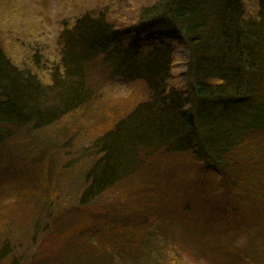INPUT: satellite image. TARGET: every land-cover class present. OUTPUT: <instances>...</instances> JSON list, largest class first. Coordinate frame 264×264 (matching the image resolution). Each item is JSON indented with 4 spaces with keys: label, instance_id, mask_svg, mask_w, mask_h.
Returning a JSON list of instances; mask_svg holds the SVG:
<instances>
[{
    "label": "trees",
    "instance_id": "1",
    "mask_svg": "<svg viewBox=\"0 0 264 264\" xmlns=\"http://www.w3.org/2000/svg\"><path fill=\"white\" fill-rule=\"evenodd\" d=\"M256 4L250 16L245 0H160L140 7L135 26L121 28L108 8L85 11L60 33V59L46 82L14 65L0 44V196L19 190L18 199L28 195L47 221L23 264H111L124 255L140 264H164L174 218L183 219L191 239L218 222L229 234L252 225L251 248L235 250L231 235L225 253L236 264H264V0ZM146 25L158 29L148 38L141 37ZM170 39H178L190 58L181 90L169 86L175 61ZM98 65L109 69L111 80L142 82L148 97L93 142L94 160L77 203L60 209L52 198L54 165L68 139L59 123L91 102L90 72ZM48 128L51 140L35 137ZM139 144L192 150L204 162L191 193L199 196L193 200L201 218L185 197L159 203L150 184L100 203ZM21 211L0 231L4 247L15 244L10 236L17 235ZM68 211L82 223L58 226ZM4 247V264H14Z\"/></svg>",
    "mask_w": 264,
    "mask_h": 264
},
{
    "label": "rangeland",
    "instance_id": "2",
    "mask_svg": "<svg viewBox=\"0 0 264 264\" xmlns=\"http://www.w3.org/2000/svg\"><path fill=\"white\" fill-rule=\"evenodd\" d=\"M123 1V0H122ZM0 0V44L7 58L21 69H31L45 82L50 79V70L60 59L58 37L65 26L71 25L77 16L85 11L98 8H108L113 14L115 28L136 25L139 19L140 7L149 2L160 0ZM257 0H245L247 15L254 16L257 10ZM111 8V9H110ZM134 25V26H135ZM157 28L146 25L143 27L141 37L148 38ZM178 40V39H177ZM176 39H170L174 48L172 77L169 86L181 90L185 87V73L190 62L187 49L179 44ZM92 69L89 85L92 90V99L88 105L83 106L69 115L61 126L67 127L66 138L68 141L61 152H57L54 165L56 188L53 202L57 207L75 205L77 193L84 188V177L92 166L95 152V141L103 136L119 119L127 117L140 102L148 97L146 86L142 82H124L109 79V69ZM50 128L42 135L35 136L44 140L53 137ZM148 146L139 144L131 149L130 157L117 169L119 181L100 200L102 204L113 202L117 195L123 194L128 189H140L145 184L156 190L159 203L173 204L178 198L189 199L195 210L196 217H202L200 207L193 199H199L191 194L193 184L203 170V163L193 155L192 150L178 149L170 152L161 144ZM164 146V145H163ZM139 160L145 161L144 165ZM218 168L211 176L212 181H217ZM16 182L14 186H18ZM185 190V191H184ZM260 192L264 190L260 189ZM19 190L9 189L8 194L0 196V231L7 218L15 216L17 208L23 213L19 222L17 235L10 237L15 244L0 242V264L7 261V248L12 253L14 264H23L31 259L36 248V242L42 237V229L47 224L46 215L36 203L31 202L28 195L25 199L17 197ZM192 197V198H191ZM68 210V209H67ZM245 211V208L243 209ZM247 211V210H246ZM250 211V210H249ZM79 215V214H78ZM83 215V214H81ZM76 217L70 211L62 213L58 226L67 227L73 222L82 223L81 216ZM36 225H34V222ZM209 222V218L203 219ZM183 219L174 218L171 227L172 236L169 240L171 255L165 257L164 264H236L231 253H225L228 241L232 235L231 247L237 250L248 251L252 241L248 230L253 231L249 225L245 231L225 233L221 223L216 224L203 237L195 236L193 239L183 231ZM57 226V227H58ZM61 227V228H62ZM59 228V227H58ZM260 229V228H259ZM247 233L249 234L247 236ZM2 232H0V237ZM5 238V237H4ZM2 238V240L4 239ZM42 242L47 240L43 237ZM95 240V239H93ZM6 242V240H4ZM54 247L52 241L47 249ZM169 259V260H168ZM172 260V261H171ZM12 262V261H11ZM111 264H140L126 258H116Z\"/></svg>",
    "mask_w": 264,
    "mask_h": 264
}]
</instances>
